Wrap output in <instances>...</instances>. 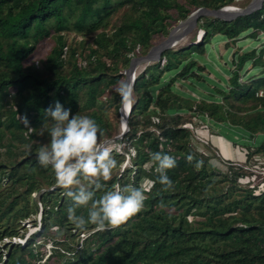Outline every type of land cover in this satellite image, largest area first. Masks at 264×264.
Instances as JSON below:
<instances>
[{
	"label": "trees",
	"instance_id": "obj_1",
	"mask_svg": "<svg viewBox=\"0 0 264 264\" xmlns=\"http://www.w3.org/2000/svg\"><path fill=\"white\" fill-rule=\"evenodd\" d=\"M239 1L0 0V218L13 214L20 221L0 230V242L18 236V226L32 214L39 213L42 224L25 245L0 252V264H264V188L240 183L248 165L264 168V46L242 48L264 33V5L231 21L201 17L195 43L165 50L137 75L129 131L120 142L125 145L113 153L117 173L101 181L105 190L129 184L144 189V210L126 224L103 232L91 224L76 229L67 214L72 201L56 186L51 167L37 160L39 147L50 142L52 122L45 113L56 101L71 115L95 119L104 139L115 138L121 126L115 131L106 109L122 107L115 92L125 82L122 71L200 9ZM118 9L126 11L116 24ZM66 34L94 38L73 46ZM220 40L227 41L228 52L238 46L222 65L229 78L219 76L222 84L213 89L204 86L210 94L198 102L175 84L204 85L199 60H214L211 44ZM47 42L54 45L44 59L38 57ZM25 117L32 129L25 127ZM196 118L249 140L242 146L245 163L226 161V172L213 167L211 158L221 150L201 139L197 130L205 123L196 125ZM153 152L176 159L167 172L174 185L169 191L151 183L158 180ZM32 195L40 202L30 209ZM77 214L87 216L83 209Z\"/></svg>",
	"mask_w": 264,
	"mask_h": 264
},
{
	"label": "clouds",
	"instance_id": "obj_2",
	"mask_svg": "<svg viewBox=\"0 0 264 264\" xmlns=\"http://www.w3.org/2000/svg\"><path fill=\"white\" fill-rule=\"evenodd\" d=\"M117 91L122 103L127 105L131 102L133 93L129 84L121 81ZM45 115L52 122L48 130L50 142L39 147L37 160L41 167H51L56 186L64 189L72 201L67 214L76 229L84 230L89 224L101 232L119 228L144 210L147 195L142 187L115 185L105 190L101 181L112 179L118 167L113 153L119 151V146L104 139V132L95 119L71 115V110L65 109L59 101L54 108L49 107ZM23 122L26 128L32 129L26 117ZM193 159L191 155L187 157L190 163ZM150 163L158 174V180L151 183L158 182L164 191L173 189V181L167 172L177 166L176 159L162 152H153ZM195 166L199 168L200 162ZM79 209L86 210L87 216L78 215ZM30 236L22 240L26 243Z\"/></svg>",
	"mask_w": 264,
	"mask_h": 264
},
{
	"label": "rangeland",
	"instance_id": "obj_3",
	"mask_svg": "<svg viewBox=\"0 0 264 264\" xmlns=\"http://www.w3.org/2000/svg\"><path fill=\"white\" fill-rule=\"evenodd\" d=\"M252 1L253 0H240L235 5H233V8H237V9L243 10V9L247 8L252 3ZM125 11H126V9H118L117 13L113 16V21L112 22L118 24V22L120 21V16ZM184 21H182V22H184ZM182 22H179V24L182 23ZM178 25L176 27H178ZM173 30H171V32ZM200 35H201V30L197 26L191 31V33H189L188 35L183 37L178 42L176 47H174V48L181 49L183 47H188L191 43H195ZM66 37L68 38L69 42L73 41V46L77 45L76 41H81L83 39L87 43H92V40L94 38L93 35L77 36L75 34H70V35L66 34ZM163 41H165V39ZM160 44L161 43H159L158 45H160ZM52 45H54V43H51V42H49V43L47 42L46 44L44 43L43 46L41 47L40 51L38 52V57H42L44 59L46 57V55L48 54L47 52L49 51V47H51ZM158 45H156V46H158ZM239 45H241V44H239ZM263 46H264V33H261L259 35V41L256 44H254V43L251 44V41H246L242 45V48L246 49V48L250 47L251 49L256 48V49L259 50ZM236 47H238V46L236 45ZM236 47L232 51L228 52L227 41L226 40H220L218 42H215V43L211 44V48L214 51L213 54H214V58L215 59L213 60L211 57L205 56L203 59L199 60V65L205 67L204 70L202 71V74L204 75V78L206 77L205 80H203L204 82L202 81L205 84L202 85V84L194 82L195 85L193 84L194 87L192 88V87H189V86L186 85V84L190 83L189 81H187V82H182V81L180 82L179 81V82H177L175 84V87L177 89L183 91L185 94L192 95L193 97H195L197 99L198 102L201 101L202 100V96H201L202 94H204V95H209L210 94L209 90H207L204 86H206L209 89H213L214 86L217 83H221L222 84V81H221L219 76H222V77H224L226 79L229 78V74L226 73L222 69V65L225 64V62L227 60L228 61L231 60L233 52L236 51V49H237ZM205 62L210 64V68H209V66L207 68L204 65ZM32 63H34V62H32ZM147 65H148V63L140 65V67L138 68V70L136 72L135 78L137 77V75H139L140 73H142L145 70ZM120 66H121V68H123L122 65H120ZM251 69H252V65L250 64L247 67V71H251ZM122 72H123V74H125V71H122ZM131 88H132V91H133V87H131ZM115 92H118L117 88H116ZM132 102H133V104L135 102L134 94L132 95V99H131V103H130L131 107H132ZM120 110H121V108L117 111V108L115 106H112L111 108L106 109V115H108V119L112 122L113 127H114L115 131H117V132H118V129H119L120 126L121 127L124 126L123 119H122L121 114H120ZM184 117H187V114ZM202 123H205V124H202ZM195 124L196 125H201L202 124V125L205 126V127L203 126L204 128L198 129L199 130L198 133L200 135H202L201 139L204 142H206L207 140H212V142L215 145L219 146V148L221 150V151L216 152V154H214V156H212V158H211L210 163H211V165L213 167H215L217 170H219L221 172H226L227 169H228V165H227L226 161H228V162L236 161V159H237L238 161H240L242 163H245L246 158H247L246 157V151H245V148H243L242 146L244 144H248L249 140H243L240 136H236L235 134L233 135L231 133H229V135H226V134H224L225 131H223V130H221V132H220L219 127H216L209 120V118H207L205 120V122H202L200 119L196 118L195 119ZM208 127H211V128H208ZM209 129H210L211 132H208ZM201 131H203V132H201ZM221 134H223L226 138L224 136H222ZM234 139H236L235 143H238V145L234 144V142H233ZM108 140H111V139H108ZM119 142H121V141H119ZM119 142H115V143L113 142V143L117 144ZM124 145H125L124 143L123 144L120 143V147H122L121 149H123ZM120 152H122V151H120ZM261 162H263V161H261ZM253 168L255 170H258V171L264 170L263 167H260V169L259 168L256 169V167H253ZM261 172H263V171H261ZM116 173L117 172H114L112 176L116 175ZM253 175H255L254 172H249V175L247 177H244V178H242L240 180L241 185L247 186L248 180H250V177L253 176ZM261 176H262V178H264V174L260 175L259 177H261ZM257 177H258V175H257ZM35 202L39 203L40 200L38 199V196L36 197V196L32 195L31 202L29 204L30 209L34 208V203ZM0 217H1V214H0ZM40 217L41 216H40L39 213L32 214L29 218H27L26 221L23 222V224L21 222L20 226H18V228H17V232L19 233V235L16 236V237H13V238H17L18 239L19 237H21L20 236L21 234H25V236L23 238H21V239H26L25 237L27 235H31L32 236L35 233L40 232L41 227H39L37 229L36 226H34V221L38 222ZM14 223H20V221L16 222V219L13 217V214L10 215V217L7 216V217L0 218V230L5 229L6 227H10L11 228V226ZM83 236H84L83 234L80 235V237H83ZM7 239L11 240L12 238H7ZM14 242H17V241H14ZM18 243H20V242H18ZM8 244L9 243H6V239L3 242H0V252H2L4 250L3 251L4 254H7V252H8L7 248L11 247L10 245H15V244H9V245ZM23 244H25V242H23Z\"/></svg>",
	"mask_w": 264,
	"mask_h": 264
},
{
	"label": "water",
	"instance_id": "obj_4",
	"mask_svg": "<svg viewBox=\"0 0 264 264\" xmlns=\"http://www.w3.org/2000/svg\"><path fill=\"white\" fill-rule=\"evenodd\" d=\"M264 5V0H253L252 3L245 9H237V8H231V7H225L220 10H209L206 8H202L193 15H191L189 18H187L184 22L180 23L178 27H176L169 35V37L163 41L160 45L153 47L150 52L143 57L140 58H135L132 60L131 65L129 69L125 71L126 75V80H127V73L131 71L132 68H136V65L140 64H149L154 61H158L161 57V54L170 48H173L178 44V42L191 33V31L198 26V21L201 17L207 16V17H213L215 19H221L224 21H231L236 19L239 16H244V15H250L256 11H259L262 9ZM135 71V70H134ZM125 80V82H126ZM136 78L133 79L132 81V86H134ZM124 108V103H122V107L120 110V114L122 117V112ZM131 112V108L129 111H127V116L125 120L124 126L121 127V133L117 135L115 138L111 139V142H119L122 141L123 137L129 130V125H128V118Z\"/></svg>",
	"mask_w": 264,
	"mask_h": 264
},
{
	"label": "built area",
	"instance_id": "obj_5",
	"mask_svg": "<svg viewBox=\"0 0 264 264\" xmlns=\"http://www.w3.org/2000/svg\"><path fill=\"white\" fill-rule=\"evenodd\" d=\"M204 125H202L201 127H199L200 129L201 128H204L203 127ZM129 131V130H128ZM197 131H199V130H197ZM201 132H203V131H201ZM119 144V145H118ZM115 145H117V146H119V152L121 151V148L122 147H120V142L119 143H117V144H115ZM237 166H239V165H237ZM245 169H247L249 172H254L255 173V175H253V176H251L250 177V180H248V182H247V184H249L250 185V187L251 188H255V187H261V188H264V178H262V176L261 177H259L260 175H262V174H264V170H260V171H258V170H255L253 167H245ZM257 169V168H256ZM261 171H263V172H261ZM257 175H258V177H257ZM152 184H150V186H151ZM149 186V187H150ZM41 217H40V219H39V221H38V225H37V229L39 228V227H41ZM13 239V240H12ZM12 239L11 240H9V239H6V243H9V244H19L18 242H20V244H23V242H25V240H22L21 239V237H19L18 239L17 238H13L12 237ZM14 241H17V242H14ZM8 244V245H9Z\"/></svg>",
	"mask_w": 264,
	"mask_h": 264
},
{
	"label": "bare ground",
	"instance_id": "obj_6",
	"mask_svg": "<svg viewBox=\"0 0 264 264\" xmlns=\"http://www.w3.org/2000/svg\"><path fill=\"white\" fill-rule=\"evenodd\" d=\"M139 67H140V64L136 65V68H132L131 71L127 74L126 83L129 84L130 86H132V81L135 78L136 72H137ZM130 103L127 105L124 104V108H123V112H122V119H123L124 124H125V120H126V116H127V111H129V109L132 108Z\"/></svg>",
	"mask_w": 264,
	"mask_h": 264
}]
</instances>
